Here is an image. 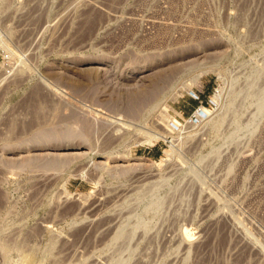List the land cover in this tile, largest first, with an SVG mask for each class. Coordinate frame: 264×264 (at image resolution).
I'll list each match as a JSON object with an SVG mask.
<instances>
[{
	"label": "rangeland",
	"instance_id": "1",
	"mask_svg": "<svg viewBox=\"0 0 264 264\" xmlns=\"http://www.w3.org/2000/svg\"><path fill=\"white\" fill-rule=\"evenodd\" d=\"M0 264H264V0H0Z\"/></svg>",
	"mask_w": 264,
	"mask_h": 264
},
{
	"label": "bare ground",
	"instance_id": "2",
	"mask_svg": "<svg viewBox=\"0 0 264 264\" xmlns=\"http://www.w3.org/2000/svg\"><path fill=\"white\" fill-rule=\"evenodd\" d=\"M200 74V73H199ZM198 76V74H197ZM194 83V82H193ZM191 87V86H190ZM187 92H190L191 93V90L189 87H187ZM215 97V96H214ZM214 97H212L214 99ZM215 100V99H214ZM208 112V111H207ZM202 114H205V109L200 107L197 109V111L194 113V118H201L202 117ZM159 138H161L160 136H157V135H154L153 137H149L147 139H144V144H147V145H152V142L156 141V140H159Z\"/></svg>",
	"mask_w": 264,
	"mask_h": 264
}]
</instances>
